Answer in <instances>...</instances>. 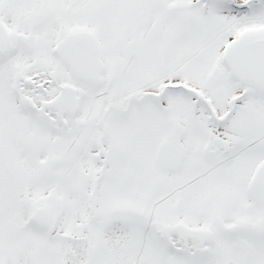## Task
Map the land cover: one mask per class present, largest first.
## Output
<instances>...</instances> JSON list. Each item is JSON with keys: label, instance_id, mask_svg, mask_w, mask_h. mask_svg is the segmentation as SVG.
Listing matches in <instances>:
<instances>
[{"label": "snow or ice", "instance_id": "obj_1", "mask_svg": "<svg viewBox=\"0 0 264 264\" xmlns=\"http://www.w3.org/2000/svg\"><path fill=\"white\" fill-rule=\"evenodd\" d=\"M0 264H264V0H0Z\"/></svg>", "mask_w": 264, "mask_h": 264}]
</instances>
